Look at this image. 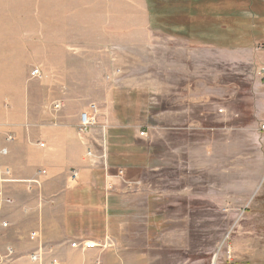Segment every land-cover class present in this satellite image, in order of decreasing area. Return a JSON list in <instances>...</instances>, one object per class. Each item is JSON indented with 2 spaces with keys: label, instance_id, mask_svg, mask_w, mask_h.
<instances>
[{
  "label": "rangeland",
  "instance_id": "1",
  "mask_svg": "<svg viewBox=\"0 0 264 264\" xmlns=\"http://www.w3.org/2000/svg\"><path fill=\"white\" fill-rule=\"evenodd\" d=\"M43 1L34 0L36 11ZM146 1L153 26L163 18L162 25L171 26L166 30L191 43L210 41L226 49L225 64L213 59L203 64L202 54L187 62L191 78L203 69L221 71L220 81L212 80L216 94L208 103L190 104L181 93H126L122 47L97 48L101 70L89 98L79 70L88 48L79 47L68 62L78 74L66 80L67 97L58 78H44L41 65L31 64L25 78L0 80V118L22 120L27 141L43 149L42 139L31 138L29 123L69 122L78 107L75 99L96 104V125L84 135L89 143L79 141L76 147L86 154L89 146L98 156L111 226L123 237L124 264H264V0ZM27 2L0 0V23L16 18L14 7ZM142 56L144 62L157 59L145 48ZM112 67L116 77L108 79ZM36 68L40 77L31 75ZM174 76L177 87L192 83ZM109 104L113 111L107 112ZM110 112L114 122L107 128Z\"/></svg>",
  "mask_w": 264,
  "mask_h": 264
},
{
  "label": "crops",
  "instance_id": "2",
  "mask_svg": "<svg viewBox=\"0 0 264 264\" xmlns=\"http://www.w3.org/2000/svg\"><path fill=\"white\" fill-rule=\"evenodd\" d=\"M27 1L26 6L14 7L16 18L12 15L10 21L6 18L4 24L0 23V80L25 78L29 65L40 64L44 78H58L59 87H64L60 92L66 91L67 97L70 88L66 80L78 74L68 62L79 55L76 48L86 47L79 70L82 69L84 77L85 96L94 98L91 89L97 86L101 70L97 48L122 47V85L126 93L153 91L164 96L181 93L187 95L190 104L208 103L211 94H216L212 80L220 81L221 71L211 74L210 70L203 69L196 78H191L186 73L187 62L202 54L203 64L212 59L225 64L226 49L212 46L210 41L191 43L166 30L171 26L162 25L163 18H158L153 26L146 0H44L37 11L34 0ZM35 15L41 17L43 24H38ZM143 48L146 55L153 54L157 58L156 62L143 61ZM174 59H181L183 64H174ZM111 69L108 79L116 77L114 67ZM151 70L155 71L154 77ZM174 73L178 78H191L192 83L184 81L177 87ZM112 82L106 81L103 85L107 87ZM182 87L185 92H178ZM225 88L223 85L224 92ZM217 91L221 94L220 83ZM66 97L63 98L66 100ZM83 98L75 99L78 107L67 123L60 118L29 123L31 138L42 139L43 149L27 141L22 120L7 122L0 118V138L7 132L15 134V140L7 144L8 154L1 158V162L11 168L13 177L29 180L38 171L46 170L41 176L40 188L34 187L32 191H28L22 181L0 184L4 194L13 200L12 204L0 207V256H5L7 247L14 251L11 258L4 259V264H31L27 256L40 243L59 264L126 262L123 237L112 229L113 219L105 204L106 185L100 181L98 156L80 153V147H76L79 141L89 143L84 136L87 133L78 131L79 115L87 111L91 103ZM111 110L113 107L109 104L107 112ZM49 114L48 111L46 116ZM113 122L110 112L104 125L108 128ZM71 151L76 154H70ZM72 169L78 172L74 183L68 180ZM2 222L7 226L3 227ZM31 232H36L35 239L30 238ZM83 241L97 245L89 249L71 246L72 242Z\"/></svg>",
  "mask_w": 264,
  "mask_h": 264
},
{
  "label": "built area",
  "instance_id": "3",
  "mask_svg": "<svg viewBox=\"0 0 264 264\" xmlns=\"http://www.w3.org/2000/svg\"><path fill=\"white\" fill-rule=\"evenodd\" d=\"M31 75L33 77H40L41 73L38 68L32 70ZM59 105L55 104V108H58ZM88 110L81 112L79 115V123H78V131L86 134L89 130L96 125L97 117V106L94 103H90L88 106ZM223 110L220 108L218 110L221 113ZM262 129L264 130V125H262ZM140 136H145L146 133L144 130L139 132ZM3 139V141H2ZM15 140V134L13 132H7L3 138H0V184L12 183L22 181L26 184V189L28 191H32L34 187H39L41 185V176L46 174V170L42 169L37 172L36 176L29 180H18L13 177L12 170L9 166L3 164L1 162V158L8 154L7 144ZM40 147L44 146V143H39ZM88 155L92 154L91 149H87ZM78 179V172L74 169L69 171L68 180L70 183L76 182ZM13 203V200L10 196L4 194V192L0 189V207L10 205ZM2 226L6 227L7 223L2 222ZM37 237L36 232L30 233V238L35 239ZM97 244L90 241L83 242H72V247H80L82 249H89L95 247ZM14 251L12 247L6 248L5 256H0V264H4V259L11 258ZM50 250L46 249L41 243L37 245L36 249L30 252L27 256L28 261L31 264H59L57 259L53 256L49 255Z\"/></svg>",
  "mask_w": 264,
  "mask_h": 264
}]
</instances>
